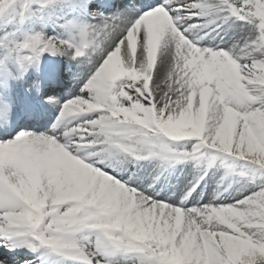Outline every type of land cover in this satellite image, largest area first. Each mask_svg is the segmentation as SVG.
Segmentation results:
<instances>
[{
	"label": "snow or ice",
	"instance_id": "snow-or-ice-1",
	"mask_svg": "<svg viewBox=\"0 0 264 264\" xmlns=\"http://www.w3.org/2000/svg\"><path fill=\"white\" fill-rule=\"evenodd\" d=\"M89 4L0 0V49L22 72L45 54L91 66L66 102L49 98L60 104L50 130L0 140V264H164L173 251L183 264H264V0H154L67 18L64 36L6 31ZM11 79L0 63V124L13 112ZM178 165L192 179L159 197ZM57 171L77 198L32 207L17 191L38 173L43 195ZM210 172L215 191L196 200ZM18 249L39 255L16 261Z\"/></svg>",
	"mask_w": 264,
	"mask_h": 264
},
{
	"label": "bare ground",
	"instance_id": "bare-ground-1",
	"mask_svg": "<svg viewBox=\"0 0 264 264\" xmlns=\"http://www.w3.org/2000/svg\"><path fill=\"white\" fill-rule=\"evenodd\" d=\"M141 1H143V0L135 1V4L138 5V6L135 5L136 7H138V8H135L136 12H139L142 9L146 8V6L150 5V4L147 5V3H144ZM111 3L113 4V6L115 5V8L118 10V11H114L113 15H119L120 13H123L126 11V10H122L120 8L121 7L120 1H118V0H116L115 2H113L112 0H92V4H89L87 9H90L91 10L90 12L93 11V14H96V13H100V10H102L104 8H108L109 4L111 5ZM152 3H154V0ZM131 6H133V5H131ZM96 9H97V12H96ZM69 10H70V8L64 7V6H59V7H55V8L50 7V8L43 9V11H45V12L46 11H53L52 14L56 20H59V17H60V14L62 11L68 12ZM40 15H41V13L37 12L36 15L30 17V20L37 27V30H39V32H44L46 34L53 33L52 32V30H53L52 25L50 24V22L46 21L44 19L45 17H41ZM221 35H223V34H221ZM224 38L228 39L227 36H225ZM157 41H158V38H156V37H154L152 40L151 52H150V55H152V56H154V54H155V46H156ZM136 45H137L136 37L132 33H129L128 47H129L130 51L133 53V55L135 54V51H136ZM0 56L3 59L5 58V55L3 54L2 50H0ZM64 59L66 61L68 60V58L60 57V55L45 54L44 58L42 59V64L46 65V69L49 71V74L51 76L52 75L56 76L55 73L56 72L58 73L62 70L61 60H64ZM7 65H10V64L8 63ZM114 66L116 69V71L113 73L114 76L120 77V76H122L121 74H123V75L125 74L124 69L122 67V62L120 60V56L118 54L115 58ZM18 67H19L18 64L13 63L14 73L16 75H21V72L19 71ZM40 69L41 68H39V70ZM90 69H91V66H89V68L83 72V77L78 80L76 86L72 89H68L67 86H65L63 83H58V81H56V80H55V82L48 84V86H51V85L59 86L60 85L59 89H58V91H60L59 92L60 94L58 96L63 98L66 101L68 98L72 97L79 90L80 85L83 82L84 74L86 72H88ZM30 70L31 69H29L26 73H24L25 74L24 80L19 81L18 79H16L14 76L11 75L12 80L16 86L14 89L10 90L11 95H12V99H13V112H12L10 119L6 122V124H0V140H6V139L14 137L15 134H17V132L19 131V129H17L18 127H20V129L27 130V131H31L29 128L34 127V126H32V125H34L32 122V119L28 118V116H30L29 111H28L29 105L27 104L26 106H23L24 103H21V101L24 98V91L22 89L21 83L23 84L25 82L27 84V86L30 88V93L33 94L35 97H37V75H35V76L30 75ZM58 74H59V76H64L63 73H61V72ZM133 75H135V74H133ZM74 80L75 79H73V81ZM46 91H48V88H46ZM18 98H22L20 103L17 101ZM39 104H41V103H39ZM57 118H58V114L53 119L50 120L51 123L54 124L56 122ZM47 131H48L47 128L43 124H41L37 128L36 131H31V132L45 133ZM125 179H127V176H125ZM65 194H67V193H65ZM157 195L159 197L174 198L172 195H170V194L167 195L163 192H161L160 194L157 193ZM206 195H208V196H206ZM212 195L213 194L205 193L203 197L199 196L200 197L199 198L197 193H193V196H195L196 200H203L205 198H211ZM49 196H54V202L59 200V196L57 194L52 193V192H49V193L45 192L44 197L42 196L43 200H45V201L41 200L42 197H40V201H42L41 203L45 204V202L48 200ZM30 254L32 255V257H28L27 259L35 260L36 254H34V255L32 253H30ZM10 255L15 256L16 258L19 257V256H17L16 252L12 253ZM36 264H38V261H36Z\"/></svg>",
	"mask_w": 264,
	"mask_h": 264
},
{
	"label": "rangeland",
	"instance_id": "rangeland-1",
	"mask_svg": "<svg viewBox=\"0 0 264 264\" xmlns=\"http://www.w3.org/2000/svg\"><path fill=\"white\" fill-rule=\"evenodd\" d=\"M150 1H147V4H149ZM136 5V4H134ZM138 6V5H136ZM34 8H38V5H34ZM41 11V10H40ZM38 11V12H40ZM90 9L86 10V13H81L80 10L78 8H70V10L68 12L62 11L59 17V20H55L54 16H53V11L49 12L48 14H41V17H45L46 15L48 16L47 19H45L46 21L50 22V24L52 25L53 33L54 34H50L49 35H61L64 36L66 35V33L64 32V30L61 28V25L65 22V19L67 18H71L73 16L77 17L78 19L81 20H85L87 21L90 16L89 14H93V11L90 12ZM97 12V9H96ZM100 12H102L105 16H112L113 13L111 12V10H100ZM55 20V22H54ZM6 31L9 33H15V35L18 38H22V35L24 33H33V32H39V30H37V27L35 26V24H33V22L30 20V17L28 18V20L21 24V23H13L11 25H9L6 28ZM4 34L3 31H0V36H2ZM3 51V54L5 55V58L3 59L0 56V63H2L4 70L6 72H9L10 75L13 74V65L12 63L10 64V59L7 57L4 49H0ZM10 65H7V64ZM87 66H90L88 64H84V63H80L78 60H72V63L69 65V67L67 68V70H72L73 71V76L75 77V79H77L79 74L83 73L86 69ZM123 75V74H121ZM67 80H71L69 78H67ZM70 84V83H69ZM74 85V83L71 84V86ZM9 88L11 90V88H15V84L13 82V80L11 79V82L9 84ZM55 112V110H54ZM53 112V115L55 114ZM62 175V173H60L59 171H57L56 173L53 174L52 179L50 180V189L48 191L55 193L59 196V200L56 201L58 203H63L66 202L67 200L70 199H75L77 198L75 194L71 193L70 190L66 189L62 183V181H60L59 177ZM193 176V169L191 168V166H183V165H178L175 168L174 174L172 176V178L169 180L167 185H163V186H158L157 189V193L160 194L161 192L165 193V194H170L173 197L176 196L177 191L178 190H183V186L184 184L187 183L188 180L192 179ZM218 175L217 176H213L212 173H209V177H208V183L207 184H202L199 188V193H198V197L199 196H204L205 193L207 194H213L216 188V181H217ZM17 191L23 196V198L29 202V204L32 207H41L44 204L41 203L42 201H40V197H44V194L41 195V189L39 187V179H38V173L37 174H33V175H29L28 179L25 181H22L21 184L18 186ZM231 191V190H230ZM67 193V194H65ZM225 195H227V193H225ZM208 196V195H206ZM233 196H235V193H233ZM43 197L41 200H43ZM200 198V197H199ZM37 200V201H36ZM45 201V200H43ZM171 259H174V261L177 264H183V256L176 251H173L172 253H170ZM22 260V259H21ZM20 261V260H18Z\"/></svg>",
	"mask_w": 264,
	"mask_h": 264
},
{
	"label": "trees",
	"instance_id": "trees-1",
	"mask_svg": "<svg viewBox=\"0 0 264 264\" xmlns=\"http://www.w3.org/2000/svg\"><path fill=\"white\" fill-rule=\"evenodd\" d=\"M164 264H167V261L166 260H164Z\"/></svg>",
	"mask_w": 264,
	"mask_h": 264
}]
</instances>
